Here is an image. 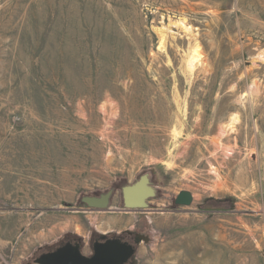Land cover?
<instances>
[{"label": "rangeland", "instance_id": "rangeland-1", "mask_svg": "<svg viewBox=\"0 0 264 264\" xmlns=\"http://www.w3.org/2000/svg\"><path fill=\"white\" fill-rule=\"evenodd\" d=\"M104 234L125 264H264V0H0V264Z\"/></svg>", "mask_w": 264, "mask_h": 264}, {"label": "water", "instance_id": "water-1", "mask_svg": "<svg viewBox=\"0 0 264 264\" xmlns=\"http://www.w3.org/2000/svg\"><path fill=\"white\" fill-rule=\"evenodd\" d=\"M157 192L148 175H141L133 183L122 186L123 208L119 210H139L148 207V199ZM113 188L99 195L87 194L81 197V203H85L91 209H110V201ZM194 196L190 190L183 189L175 197L176 204L190 205ZM101 238L94 241L93 255H87L80 249V244L67 242L54 251L43 252L36 258L40 264H125L135 253V246L122 239Z\"/></svg>", "mask_w": 264, "mask_h": 264}, {"label": "flooded vegetation", "instance_id": "flooded-vegetation-1", "mask_svg": "<svg viewBox=\"0 0 264 264\" xmlns=\"http://www.w3.org/2000/svg\"><path fill=\"white\" fill-rule=\"evenodd\" d=\"M106 237H108V238L118 237V238L122 239L123 241H128L129 243H132L133 245H135L134 242L130 238H127V236H125V235H107ZM97 239H93V242H92L93 249L91 250V253L87 254V255H90V256L93 255V253H94V241H96ZM104 240H105L104 238L101 239V241H104ZM67 242H71L73 244L79 243L80 244V249L84 253L82 242L79 239H76V238H73V237H70V236L65 238L64 240L60 241L58 244L54 245L53 247H50L47 251H54L58 247L64 245Z\"/></svg>", "mask_w": 264, "mask_h": 264}, {"label": "bare ground", "instance_id": "bare-ground-1", "mask_svg": "<svg viewBox=\"0 0 264 264\" xmlns=\"http://www.w3.org/2000/svg\"><path fill=\"white\" fill-rule=\"evenodd\" d=\"M200 57H201L200 47L199 46H196L194 48V50H193L192 56L190 57L189 63L190 64H193L195 61H197L198 59H200Z\"/></svg>", "mask_w": 264, "mask_h": 264}]
</instances>
